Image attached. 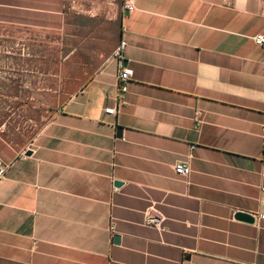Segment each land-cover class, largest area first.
<instances>
[{
	"label": "crops",
	"instance_id": "crops-1",
	"mask_svg": "<svg viewBox=\"0 0 264 264\" xmlns=\"http://www.w3.org/2000/svg\"><path fill=\"white\" fill-rule=\"evenodd\" d=\"M121 3L0 0V264H264V0Z\"/></svg>",
	"mask_w": 264,
	"mask_h": 264
},
{
	"label": "rangeland",
	"instance_id": "rangeland-1",
	"mask_svg": "<svg viewBox=\"0 0 264 264\" xmlns=\"http://www.w3.org/2000/svg\"><path fill=\"white\" fill-rule=\"evenodd\" d=\"M107 7L110 6V9L118 8L119 6H121V0H105ZM124 7V4H123ZM81 27V26H80ZM83 36L84 39L83 40H77L74 42V48H75V54L73 57V65H74V71H75V88L74 91L76 92V87L79 84L80 80L83 78V69L85 68V20H84V25H83ZM105 49L108 51L110 50L116 41V37L118 35V25L115 22H110V21H106L105 24ZM75 32H79L81 33V28L78 29L75 26ZM31 42H28V44H30ZM13 47L15 48H24V40H15L13 43ZM9 47L8 42L5 40L3 41V39H0V66H2L3 63V57L5 56V54H3L2 52H5V50H7V48ZM33 47V46H31ZM77 50V51H76ZM53 108V106L51 107ZM49 107L48 106H43L42 107V124L45 121V118L49 116V114H46L48 111ZM0 113H1V105H0ZM3 122L0 120V126Z\"/></svg>",
	"mask_w": 264,
	"mask_h": 264
},
{
	"label": "built area",
	"instance_id": "built-area-1",
	"mask_svg": "<svg viewBox=\"0 0 264 264\" xmlns=\"http://www.w3.org/2000/svg\"><path fill=\"white\" fill-rule=\"evenodd\" d=\"M124 10L128 12H133L135 10L134 4L131 1H128L124 4ZM255 43L257 46H260L264 49V35H259L255 38ZM127 43L126 41L122 40L114 52V58L122 59L123 53L126 49ZM134 71L129 67H121L117 79L119 84V103L116 108H107L105 109V113L116 116L119 112V109L125 106V100L127 94L130 92V84L133 80ZM7 167L0 161V180L4 177ZM175 173L179 177H187L191 173V168L188 162H181L174 167ZM260 219L263 220L264 216H260ZM110 230H114L113 222L111 223Z\"/></svg>",
	"mask_w": 264,
	"mask_h": 264
},
{
	"label": "water",
	"instance_id": "water-1",
	"mask_svg": "<svg viewBox=\"0 0 264 264\" xmlns=\"http://www.w3.org/2000/svg\"><path fill=\"white\" fill-rule=\"evenodd\" d=\"M125 66H127V62L124 63ZM123 134L122 129H119L118 135L121 137ZM28 156L31 155V152L27 154ZM122 184L121 183H116L115 186L120 187ZM237 219L245 220L248 222H254V217L250 214H245V213H239L237 214ZM121 239L119 237H115V243H120Z\"/></svg>",
	"mask_w": 264,
	"mask_h": 264
}]
</instances>
